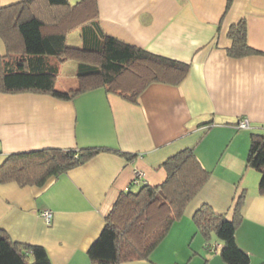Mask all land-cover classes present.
I'll use <instances>...</instances> for the list:
<instances>
[{"label": "crops", "instance_id": "obj_1", "mask_svg": "<svg viewBox=\"0 0 264 264\" xmlns=\"http://www.w3.org/2000/svg\"><path fill=\"white\" fill-rule=\"evenodd\" d=\"M225 6L226 0H96L94 19L102 31L189 63L179 83L151 82L137 102L102 87L66 100L44 92H0V163L10 152L41 147L105 148L42 186L0 183V230L44 246L52 264H91L88 247L119 193L134 186L135 170L144 182L160 183L162 162L192 147L210 172L207 180L147 258L118 264H228L220 239L213 232L203 236L193 214L207 203L235 218L241 190L235 241L249 264H264V189L259 171L246 163L251 132L264 129V54L233 58L225 49L230 24L244 18L249 44L264 51V0ZM71 44H81L79 33ZM59 80L58 74L55 86L62 89L77 83ZM242 118L248 126L237 125ZM43 209L51 210L50 223Z\"/></svg>", "mask_w": 264, "mask_h": 264}, {"label": "trees", "instance_id": "obj_2", "mask_svg": "<svg viewBox=\"0 0 264 264\" xmlns=\"http://www.w3.org/2000/svg\"><path fill=\"white\" fill-rule=\"evenodd\" d=\"M232 0H226L227 9ZM96 0H16L0 5V92H44L59 99L102 87L131 102L151 82L179 83L189 63L148 51L107 34L94 17ZM76 27L80 29L70 33ZM68 33L78 34L81 44H71ZM226 52L239 58L264 54L247 39L244 18L230 24ZM76 62L75 87L55 86L61 63ZM105 149L99 146L41 147L14 151L0 163V183L44 185ZM127 158L135 154L119 151ZM246 163L259 171V190L264 189V129L251 132ZM164 179L157 184L142 181L121 191L104 225L88 247L91 264H118L147 258L197 194L210 172L192 147H183L163 162ZM241 190L234 203L235 218H227L204 203L193 214L200 233H214L222 242L220 256L228 264H249V255L235 241V227L244 201ZM0 264H52L44 246L21 243L0 230Z\"/></svg>", "mask_w": 264, "mask_h": 264}, {"label": "rangeland", "instance_id": "obj_3", "mask_svg": "<svg viewBox=\"0 0 264 264\" xmlns=\"http://www.w3.org/2000/svg\"><path fill=\"white\" fill-rule=\"evenodd\" d=\"M75 34H71L68 38L69 43H73ZM59 73L60 81L64 82L66 86L75 85L74 80L76 79L75 75V61L68 59L61 64ZM77 84V83H76Z\"/></svg>", "mask_w": 264, "mask_h": 264}, {"label": "built area", "instance_id": "obj_4", "mask_svg": "<svg viewBox=\"0 0 264 264\" xmlns=\"http://www.w3.org/2000/svg\"><path fill=\"white\" fill-rule=\"evenodd\" d=\"M237 125L239 127H246V126H248V121H247V119H243L242 118V120L238 121ZM142 175H143V172L142 171L135 170L134 175H133V178L131 179L132 183L133 184L141 183L143 181L141 179L142 178ZM40 213H41V216L44 218V220L47 223H50L51 216H52L51 210H49V209H43V210H41Z\"/></svg>", "mask_w": 264, "mask_h": 264}, {"label": "bare ground", "instance_id": "obj_5", "mask_svg": "<svg viewBox=\"0 0 264 264\" xmlns=\"http://www.w3.org/2000/svg\"><path fill=\"white\" fill-rule=\"evenodd\" d=\"M240 120H242V119H240ZM240 120H239V121H240Z\"/></svg>", "mask_w": 264, "mask_h": 264}]
</instances>
